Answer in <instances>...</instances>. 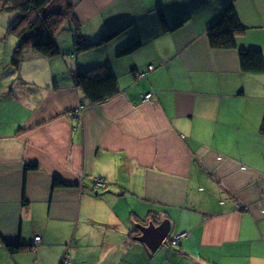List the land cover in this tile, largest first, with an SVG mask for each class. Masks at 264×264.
<instances>
[{"label":"crops","instance_id":"0c3cea01","mask_svg":"<svg viewBox=\"0 0 264 264\" xmlns=\"http://www.w3.org/2000/svg\"><path fill=\"white\" fill-rule=\"evenodd\" d=\"M72 1L90 41L123 31L76 53L66 25L67 68L23 67L4 84L0 73V264H264V73L239 60L240 48L264 50V0ZM230 2L238 47L212 48ZM107 62L119 93L91 103L74 74ZM164 220L172 238L188 235L151 252L138 225Z\"/></svg>","mask_w":264,"mask_h":264},{"label":"trees","instance_id":"16d2710c","mask_svg":"<svg viewBox=\"0 0 264 264\" xmlns=\"http://www.w3.org/2000/svg\"><path fill=\"white\" fill-rule=\"evenodd\" d=\"M2 1L3 9H10L18 13L9 28L20 39L12 61L18 70L24 62L30 60L27 54L29 51L45 58L62 55L63 53L57 42V35L65 27L66 22L72 24L75 31L74 46L76 53L90 50L97 45L106 44L123 31V28L113 30L101 36L98 41L92 42L80 30L81 22L75 13L72 0ZM244 29L245 27L239 18L234 2H230L222 16L210 27L208 31L209 43L215 49H235L238 47L236 36ZM140 46V41H135L119 51L118 55L120 57L127 56L138 50ZM239 60L241 70L244 73H264V50L240 48ZM74 80L75 84L83 90L85 97L94 104L103 103L119 93L118 80L109 62L91 70H80L74 74ZM261 132L264 134V117ZM37 168H39L38 163L26 164L27 171ZM63 184L59 178H55V186H63ZM137 232H140L139 228ZM184 237L179 240L177 245H172V247L178 246ZM171 239L170 235L167 241L169 242ZM22 246L8 245V249L11 253H16L21 248H26L29 245Z\"/></svg>","mask_w":264,"mask_h":264},{"label":"rangeland","instance_id":"374dc122","mask_svg":"<svg viewBox=\"0 0 264 264\" xmlns=\"http://www.w3.org/2000/svg\"><path fill=\"white\" fill-rule=\"evenodd\" d=\"M2 6H3V1L0 0V73H4V75L1 78L3 84L4 83H12L13 80L18 79L20 77V74L22 73L23 67L25 68L24 72L28 77H31V72H30L29 68H31L32 66L44 65L43 66L44 68L47 66L53 67L54 61L56 60V62H58V60H60L61 61L60 65H64L66 67V65L64 63L65 58L59 56L57 58H55V57L54 58H42V59H44V60H42L44 63L40 62L41 59H39L40 60L39 62H35V61L33 62L32 60H29L28 62H24L23 65L20 66V68H19V69H21V70H19L20 73L16 72V70H18V69L15 67V65H13L12 61H13L14 51H15L17 45L19 44L20 39L14 33H12L9 28H10V24L15 19V17L18 15V13L15 11H12L10 9L9 10L3 9ZM66 25H69V23L66 22L65 26ZM68 29L69 28H67V26L63 30L61 29L63 31L64 37H66L67 34L69 33ZM46 59H47V63L45 62ZM57 68L64 69L63 67H60V66ZM149 72H146V73L148 74ZM147 74H145V75H147ZM32 75L36 78V74L34 72L32 73ZM141 75L142 74H139L138 76L141 77ZM11 76H13V77H11ZM22 76L25 77L24 75H22ZM26 85L27 84L24 83V86H23L24 88L19 89L20 91H19L18 95L25 96L30 92L28 90L29 86H26ZM30 90H32V89H30ZM164 245H166V244H164Z\"/></svg>","mask_w":264,"mask_h":264},{"label":"water","instance_id":"95a60500","mask_svg":"<svg viewBox=\"0 0 264 264\" xmlns=\"http://www.w3.org/2000/svg\"><path fill=\"white\" fill-rule=\"evenodd\" d=\"M67 185V184H66ZM141 234L137 240L147 245L151 252H156L171 235V222L164 220L159 224L150 222L149 224L138 225Z\"/></svg>","mask_w":264,"mask_h":264},{"label":"built area","instance_id":"2783aa9c","mask_svg":"<svg viewBox=\"0 0 264 264\" xmlns=\"http://www.w3.org/2000/svg\"><path fill=\"white\" fill-rule=\"evenodd\" d=\"M153 69H154V66H153V65L149 67V71H151V70H153ZM145 74H147V73H144V74H142V75L144 76ZM142 75H141V77H143ZM151 96H152V94L149 93V94H147V95L144 96V99H145V100H146V99H149ZM80 110H81V109H80ZM94 182H95V184H96L97 186H100V187H102L103 189H106V188L108 187V184H107V183L105 182V180H104L103 178H101V177H97V178H95V179H94ZM240 208H242V207H240ZM187 235H188V233L184 232V233L178 235L177 237H174V238H172L171 240H169L168 243H169L171 246H172V245H177V243L179 242V240H180L182 237L187 236ZM39 241H41V237H40V236L35 237V242H39ZM65 263H66V264H71V263H70V260H69L68 258L65 259Z\"/></svg>","mask_w":264,"mask_h":264},{"label":"clouds","instance_id":"9594fccd","mask_svg":"<svg viewBox=\"0 0 264 264\" xmlns=\"http://www.w3.org/2000/svg\"><path fill=\"white\" fill-rule=\"evenodd\" d=\"M151 66H152V65H151ZM147 72H149V69H148V71H147ZM167 239H168V238H167ZM167 239H166V241H165L164 243H167V244H169V243H168V241H167Z\"/></svg>","mask_w":264,"mask_h":264}]
</instances>
